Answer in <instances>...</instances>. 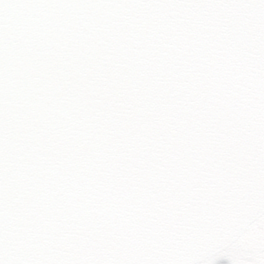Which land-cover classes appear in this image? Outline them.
<instances>
[{
  "label": "snow or ice",
  "instance_id": "obj_1",
  "mask_svg": "<svg viewBox=\"0 0 264 264\" xmlns=\"http://www.w3.org/2000/svg\"><path fill=\"white\" fill-rule=\"evenodd\" d=\"M264 264V0H0V264Z\"/></svg>",
  "mask_w": 264,
  "mask_h": 264
},
{
  "label": "rangeland",
  "instance_id": "obj_2",
  "mask_svg": "<svg viewBox=\"0 0 264 264\" xmlns=\"http://www.w3.org/2000/svg\"><path fill=\"white\" fill-rule=\"evenodd\" d=\"M216 264H229V258L227 256H221L217 259Z\"/></svg>",
  "mask_w": 264,
  "mask_h": 264
}]
</instances>
